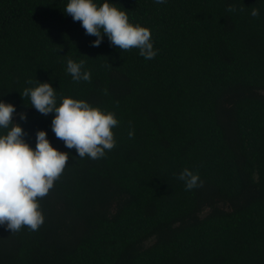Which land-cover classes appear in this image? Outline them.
<instances>
[{
    "label": "trees",
    "instance_id": "16d2710c",
    "mask_svg": "<svg viewBox=\"0 0 264 264\" xmlns=\"http://www.w3.org/2000/svg\"><path fill=\"white\" fill-rule=\"evenodd\" d=\"M110 2L151 30L155 58L107 36L93 47L68 0H0V99L27 113L14 121L33 147L46 130L69 153L39 230L0 226V264H264V0ZM69 59L91 80L74 82ZM38 80L58 103L114 112L115 147L65 148L54 114L22 97ZM185 168L202 186L185 189Z\"/></svg>",
    "mask_w": 264,
    "mask_h": 264
},
{
    "label": "clouds",
    "instance_id": "9594fccd",
    "mask_svg": "<svg viewBox=\"0 0 264 264\" xmlns=\"http://www.w3.org/2000/svg\"><path fill=\"white\" fill-rule=\"evenodd\" d=\"M168 0H153L155 4H166ZM228 11H235L230 6ZM64 12L74 21L81 22L87 35L96 36L92 42L98 47L107 36L110 43L120 50L139 49L146 60L155 58L152 33L148 27L130 22L126 10H121L110 0H68ZM260 15L259 9L251 11L252 17ZM66 71L74 82L91 80V72L83 61L69 59ZM29 83H32L29 81ZM22 97H29L31 107L40 114H54L51 129L55 137L64 142L67 149H76L80 158L88 156L96 160L103 158L107 150L116 145L113 129L118 125L114 112L93 106L85 100L71 96L59 98L52 83L40 82L26 88ZM26 121V112H17L16 105L0 99V226L12 233L27 226L39 230L45 217L38 198L53 188L54 182L64 171L69 153L54 147L46 130L36 132L35 147L26 139L22 125L14 121ZM134 131L129 132V137ZM186 190L202 186L198 173L185 168L178 176Z\"/></svg>",
    "mask_w": 264,
    "mask_h": 264
}]
</instances>
